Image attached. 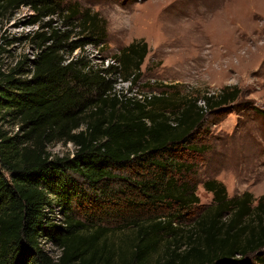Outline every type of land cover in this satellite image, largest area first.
I'll return each instance as SVG.
<instances>
[{
	"label": "trees",
	"instance_id": "1",
	"mask_svg": "<svg viewBox=\"0 0 264 264\" xmlns=\"http://www.w3.org/2000/svg\"><path fill=\"white\" fill-rule=\"evenodd\" d=\"M23 6L37 11L31 24L54 15L63 23L57 27L48 20L26 36L38 49L34 59L7 71L0 67V264L264 262V195L229 197L222 182L210 179L204 187L213 201L190 226L177 224L178 213L154 211H184L198 202L195 188L173 177L185 165L177 153H201L193 133L209 111L235 109L241 90L226 86L202 96L164 92L146 103L120 100L108 94L112 77L87 70L86 61L71 56L76 48L105 42L107 23L100 13L62 0H0V19ZM76 28L82 37L71 41ZM147 53L143 39L121 51L126 78L135 75L138 81ZM59 142L73 143L74 152L52 153ZM83 185L93 194L85 197L91 210L98 203L122 207L117 215L132 231L120 243L111 237L117 227L106 225L109 219L74 217ZM56 203L64 224L46 215ZM145 205L154 210L142 217ZM43 240L59 253L46 251Z\"/></svg>",
	"mask_w": 264,
	"mask_h": 264
},
{
	"label": "rangeland",
	"instance_id": "2",
	"mask_svg": "<svg viewBox=\"0 0 264 264\" xmlns=\"http://www.w3.org/2000/svg\"><path fill=\"white\" fill-rule=\"evenodd\" d=\"M62 1L98 12L107 23L105 42L96 47L86 44L76 48L72 58L81 57L95 65L93 63H99L94 59L97 49L103 56L119 58L125 47L136 39H143L148 44V53L135 86L139 90L157 96L176 92L192 97L208 91L217 93L226 86L241 90V98L234 102L235 109L209 111L204 126L193 133L191 141L201 153L186 148H180L177 153L185 165L181 164L178 171L173 170V177L194 187L198 202L184 211H157L151 205H145L139 211L142 217L152 214L153 210L157 216L178 213L177 224L190 226L213 201V193L204 187L210 179L222 182L229 197L245 191L251 192L255 199L264 195V0ZM36 15L37 11L23 6L12 16L0 19L2 71L11 69L25 58L36 57L38 49L26 38L28 34L48 20L57 27L63 23L60 15L29 23ZM81 37L76 28L70 40ZM4 129L13 133L18 131V127L8 125ZM50 150L62 155L73 153L75 147L59 142ZM87 188L83 185L81 197L74 200V217L85 220L90 215L109 219L110 223L106 225L117 227L111 237L120 243L132 231V225L117 215L122 207L98 203L91 210L85 197L93 194ZM132 198L136 200L135 196ZM107 209L111 214H104ZM46 215L48 219L64 224L63 210L57 203L46 208ZM43 247L54 256L59 253L57 246L49 240H43Z\"/></svg>",
	"mask_w": 264,
	"mask_h": 264
},
{
	"label": "built area",
	"instance_id": "3",
	"mask_svg": "<svg viewBox=\"0 0 264 264\" xmlns=\"http://www.w3.org/2000/svg\"><path fill=\"white\" fill-rule=\"evenodd\" d=\"M92 45H94L95 47L97 46L95 44H92ZM94 56H95L94 59L96 61H99V63L96 62V63H93L95 65H92V63L88 61L86 69L99 71L100 74L104 76H110L113 78L112 88L108 91L109 95L117 97L118 99L123 100V101L132 100V101H139L143 103L148 102L154 96H156V93H151L148 91H141L137 87H135L137 83L134 80L135 75H132L128 78H126L123 75L121 61L117 56L115 57L103 56L99 53L98 49L96 50V53ZM107 68L114 69V72L112 74L106 73L105 70ZM199 103L204 104L202 100L199 101ZM69 143L73 145V143L71 142Z\"/></svg>",
	"mask_w": 264,
	"mask_h": 264
}]
</instances>
